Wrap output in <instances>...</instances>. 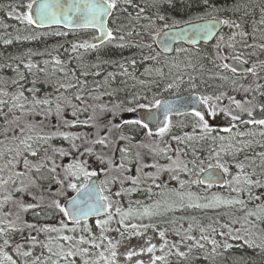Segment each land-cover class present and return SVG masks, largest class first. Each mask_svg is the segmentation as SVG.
<instances>
[{
    "label": "flooded vegetation",
    "instance_id": "1",
    "mask_svg": "<svg viewBox=\"0 0 264 264\" xmlns=\"http://www.w3.org/2000/svg\"><path fill=\"white\" fill-rule=\"evenodd\" d=\"M151 1L159 4L169 0ZM262 16H264V8H251V11H248V17L243 18L239 15L236 18L237 23L228 24L220 32L219 39L212 43H237L240 47L234 48L235 58L247 54L248 48L252 46H261L259 50H256V53L262 54L264 58V22H260L264 20ZM246 19L248 23L244 22ZM235 25H239V27ZM230 26L233 27L231 35L226 32V28ZM99 48L101 47L96 49ZM24 56L23 60L26 65L33 64L36 69L47 68L48 59L44 60L41 56L30 57L26 54ZM235 60L237 62L242 59ZM44 71L31 72L30 83L33 84L37 76L42 79L54 76L58 80L65 76L63 71L57 73ZM155 74L126 71L120 75V82L118 79L100 83L96 82L99 80H94L96 85L102 87L75 88V92L82 94V101L75 100V96L67 98L63 93L65 91L63 88L57 92V89H48L46 86L32 88L29 87L30 83L27 88L26 84V87L21 91L24 94L32 95L27 97L28 99L35 96L36 98L41 97V99L50 98L53 101L52 111L47 119L36 113L28 118H23L25 112L32 109L31 106L27 107L29 102L26 103L23 110L16 108L8 113H2L0 108V153H2L0 155V231L7 234L6 237L0 238L3 242L7 241L6 245L0 247L10 248L16 252L19 248L28 245L39 249L38 256L43 257L42 243H26L24 241L26 237H31L30 233L26 231L27 229L38 230L35 234L44 237L48 233V201L33 199L34 191L40 192L48 189L73 191L70 184L82 187L84 184L96 180L102 194L109 197L108 203L111 204V207L113 208L114 205V208L119 209L126 202L124 192L130 193L135 190L133 195L141 199L151 197L154 188L159 193L165 191L166 186L161 183L163 173L160 167H163L170 157L177 159L184 155V144L191 145L193 138L198 137L201 133L204 134V140L207 141L211 139V135L217 134L220 140L226 139L233 144V153L236 156H243L248 160L260 158L264 163V156L259 155H264V125L253 123V120L264 119V73L249 71L238 74L232 72L230 73L233 75L232 80H224L220 87L212 90L204 85L200 87V94L187 91L183 93L165 91L161 86L174 82L173 79L171 77L162 79L156 77ZM93 75L96 77L102 74ZM108 75L112 76L113 74ZM56 83L62 84L63 80ZM86 83V80H81V85H86ZM50 92L53 94L49 95ZM190 94L210 98L209 103L216 111L215 117L206 116L211 131H204L199 126L198 119L192 114L169 116V131L163 135L158 134L159 127L152 122H149L148 129L125 123L126 120L137 119L144 114L146 110L139 108V104H147L154 98L164 101ZM58 96L61 100L71 99V106L76 105L80 109L77 111V115H72L73 111H76L72 107L66 115L62 111L60 116H57L54 109ZM237 103L241 107H237ZM116 105L119 107H115ZM102 106H106V110L101 111ZM85 107L88 109L86 112L83 111ZM202 108L203 111H208L206 106L202 105ZM129 109L136 110L129 111ZM242 109H250L252 116L250 117L247 111ZM47 111L48 109L44 112ZM36 112H43V108H37ZM233 115L239 116L240 119L232 120ZM90 116L92 119H89ZM160 119L163 121V117ZM35 126L41 128V133L37 132V135H34L32 129ZM21 127L23 133L20 132ZM225 128H229L231 131H224ZM81 132H85L87 137H82ZM67 133L70 134L66 136L67 140H71L70 144L65 139ZM28 136L32 137L28 143L32 145V150L37 152L36 156L25 152L23 146L19 144L21 139H27ZM40 137H45V139H40ZM105 138V146L96 143V141ZM174 141H177L181 147H168ZM242 141L249 143L246 150L243 151L239 144ZM17 146L20 148L21 155L13 161ZM162 157L163 161H161ZM24 159L28 160V167H25ZM9 161H13L15 166L9 164ZM121 164L124 166L120 167ZM149 165L155 167H151V171L147 172ZM53 167L56 169L55 172L51 171ZM81 168L87 172H95L96 175L86 177ZM221 171L227 181L226 186L220 190L232 188L230 184L233 182V174L229 170L227 173ZM175 172L182 174V171L177 168H175ZM17 173H22V175H17ZM68 173H70L69 176ZM146 178L152 179L153 183L158 179V184L152 183V185L143 187L142 184ZM177 178L175 177V179ZM133 180L137 182L133 183ZM177 181L179 182V179ZM253 187L258 188L257 186ZM175 189L177 190V183ZM184 189L185 191L192 190L187 184H184ZM70 196L71 193L61 201L60 205H63V208ZM114 211L117 212V209ZM50 220L52 221V219ZM92 224L90 223V225ZM1 254L6 255V253ZM19 258L20 261H14L12 258L11 261L14 264L19 262L23 264L25 260Z\"/></svg>",
    "mask_w": 264,
    "mask_h": 264
},
{
    "label": "trees",
    "instance_id": "2",
    "mask_svg": "<svg viewBox=\"0 0 264 264\" xmlns=\"http://www.w3.org/2000/svg\"><path fill=\"white\" fill-rule=\"evenodd\" d=\"M249 1L251 0H208V3L205 4L204 0H172L171 3L168 1L152 5L151 0H130V2L129 0H117L118 8L114 10L109 25L110 31L113 32V39L99 49L77 47L73 50L74 44L79 46L89 43L91 39L97 36V33L93 31L67 32L62 29L38 30L33 25H28L26 21L19 19V17L27 14L28 10L23 6L30 0H0V90L9 93L8 96L0 95L1 99L8 101L6 105L0 106L1 111L2 113H8L12 106L11 96L24 89L26 84L28 88L31 81V70L25 67L26 63L23 60L25 54L30 57L41 56L44 60L48 59L46 70L55 73L63 71L65 73L64 78L61 79L63 84H74L76 85L75 88L102 87L96 85L93 81L99 80L96 82L100 83L118 79L120 82V75L126 71L146 72V70H149L150 73H156V77L162 79L171 77L176 83H179L182 79L183 83H179L178 87L175 86L171 89L176 93L187 91L200 94V87L204 85L211 88V90L217 89L221 86L222 79L228 76L223 64H226V61L230 59L231 55L228 49L231 48L229 46H234L235 43H210L196 49L180 48L178 51L179 57H176L175 60L176 66H171L155 47L156 33L161 32V29L164 31L172 28L173 23L179 27L189 23V21H201V16L204 17L203 20L212 19V16H215L217 19L227 20L234 25L239 15L246 18L251 8L264 7L263 1H252L251 3ZM209 12L211 15L207 14ZM159 16H164L166 19L160 20L158 19ZM247 19L244 20L245 23H248ZM165 24L168 25L167 28H165ZM120 37H123V39H120ZM6 41L10 42L6 43ZM252 47L255 50L260 49L256 46ZM243 57L245 59L241 58L242 62L250 68V72L264 73L262 54L249 52ZM57 60L60 61L59 64L56 63ZM173 67L176 68L173 69ZM99 73L102 75L96 77L93 75ZM108 74L113 75L109 76ZM82 79L87 81L86 85H81ZM14 80L17 83H13ZM61 80L54 76H49L46 79L37 76L33 84L30 83L29 85L33 88L46 86L48 89H58L60 84L56 82ZM193 84L195 85L194 88L192 87ZM166 86L167 84L161 86V88L164 90ZM75 88L64 89V95L67 98H73L77 94L82 96L81 93L75 92ZM51 94L53 92L49 93V95ZM25 96L29 98L32 95L27 93ZM39 108H43V112L48 109L47 106H40ZM36 110L37 108L33 109L34 113L37 114ZM38 126L32 129L34 135H37V132L41 133V128ZM74 130L79 131L76 128ZM93 134L95 136L94 131ZM67 135L70 134L67 133ZM80 135L87 137L85 132H81ZM210 138L208 141L204 140V134L201 133L198 137L193 138L191 145L184 144L185 154L178 158H180L182 164L187 165L190 171H182V174L172 171L175 172V177L179 179V190L184 188V184L190 185L192 193L199 198L198 205L200 207L191 210L198 216L202 214L198 217V227L190 236L192 239H188V236L178 244L172 245L170 243L168 254L163 261H159L157 264H264V243L260 247L245 245L240 240L241 238L236 240L237 238L230 235L227 229L228 221L231 218L226 210L231 208L230 205L234 206L235 204L226 202L238 200L239 191L230 194V191L226 188L224 190H208L203 189L198 183H193V181L199 180L205 170L212 168L210 165L221 164L231 174L235 175V166L239 165L240 167L244 162L243 156L235 155L232 157L227 151V147L232 145L231 142L226 141V139L220 140L217 134L211 135ZM239 144L241 150H243L247 143L240 142ZM168 147H181V145L174 141ZM217 169L223 170L222 168ZM249 170L252 176V169ZM240 172V177H249L247 173H244V169L241 171L240 168ZM251 180L260 181L261 184H264V174L255 176ZM152 183V179L146 178L142 185L147 187ZM153 184L155 185V183ZM168 188L172 189V185L170 184ZM262 188L264 193V187ZM249 189H254V187ZM182 190L185 191V189ZM134 191L124 192L128 208L136 205L141 206L148 199L153 208L152 216L171 220L179 214L178 210L173 209L167 212L164 209L162 213L154 212V208L161 201L159 198L161 193L155 191V188L151 197L141 199L133 195ZM171 192L178 194L175 190H168V193ZM57 193L58 191L51 189L33 192V199L40 200L43 197L41 201H48V210L50 211L48 232H51L56 226L65 227L68 225L66 216L54 205ZM217 197L221 200L219 204L215 202ZM210 204L211 206H207ZM60 206L63 207V205ZM183 212L185 213V210ZM234 212V217L231 215L233 220H239L241 217L240 211L234 210ZM185 214H191V212ZM53 217L58 218L55 224L50 220H53ZM260 222L264 225V218ZM200 225L205 226V228L200 230ZM50 226L52 227L49 230ZM85 226L86 224H81L77 227L84 228ZM221 228H224V231ZM26 231L30 233L29 236L31 237H26L24 241L26 243H42V256H46L48 242H44V236L36 235L35 233L38 230L32 228ZM90 236L91 239L87 243L88 251L97 253L101 248L107 247L108 239L104 231L94 227L90 232ZM202 236H207L208 239H202ZM212 240L216 241L215 246L211 243ZM197 242L203 244L204 247L200 248ZM93 245H99V247L95 248ZM225 245H229V247L226 248ZM214 247L215 252H213ZM0 252L6 253L5 256L14 259V261H20L19 256L15 251L13 252V249L0 247ZM177 252H184L185 256L180 257L176 255ZM1 253L0 255H2ZM42 258H39V260H42Z\"/></svg>",
    "mask_w": 264,
    "mask_h": 264
},
{
    "label": "rangeland",
    "instance_id": "3",
    "mask_svg": "<svg viewBox=\"0 0 264 264\" xmlns=\"http://www.w3.org/2000/svg\"><path fill=\"white\" fill-rule=\"evenodd\" d=\"M252 1H263L262 3L264 5V0H251L249 1V3H251ZM151 4L156 5V3ZM262 18H264V16H262ZM260 22H264V20H261ZM236 47L238 46H235V48ZM175 56L179 57V53H177ZM176 57L175 59H171V61H165L167 63L171 62L170 64H173L176 60ZM175 68L176 67H173V69ZM40 69V67L38 69L33 67L31 69V72L36 73L41 72L42 70L47 71L46 69ZM146 73H150L149 70H146ZM226 81H228V78ZM38 99H41V97H39ZM28 101L29 105L27 107L31 106L32 109H29L27 112H25V116L23 118H28V116H32L34 113L33 106L30 103L31 99H28ZM61 107L65 115L72 109L71 104H67L65 102V99L61 100ZM66 142L70 144L71 140L66 139ZM246 143L247 144L243 150H246V148L248 147V142ZM232 145L227 147V151L229 152V154H231L232 157H234V147H231ZM166 149H168V147H166ZM259 155L264 156L262 154ZM163 160L164 158L162 157L161 161ZM173 161H177L178 163L182 162L180 158H177L176 160L170 159L163 167H160V170L163 173V176L161 177V183L165 186H168V184L174 178V174H172V172H166L169 169V165H174L177 168V165L173 164ZM245 161L246 159L244 158V162L242 165L244 173H247L249 176L247 178L251 179L260 174H264V163L261 162L262 160L260 158H256L255 160H247V163ZM258 164L261 165L258 166ZM151 167L154 168L155 166L149 165L147 172L151 171ZM177 169L179 170V168ZM249 169H252V176ZM234 174L235 175L232 176L233 182L230 184V186L232 187L231 189H238L239 195H241L238 200H242L243 203H236L234 206L230 205L231 208L226 210V213L231 218L228 221L227 229L230 232V235L237 238L236 240H239L241 238L240 240L245 245H263L264 233L257 234L261 224L259 222V218H264V202L260 203L262 201L261 198L264 199L263 188L254 184L255 186L259 187V191H254L255 195L250 194L249 188L253 187L254 185L251 187L245 185L243 183L245 177H241V182L239 184H237L234 179L241 174L239 165L235 166ZM69 175L70 173H68V176ZM177 180L178 178H174L171 184L173 188H176L177 183L178 189L180 187V183ZM241 183H243V185ZM155 184H158V179L155 180ZM182 189L184 188L177 190V195L172 194V196H169L168 198L163 197L162 199H164L165 202L159 203V206L157 205L154 208L155 213H162L164 211V208L169 203L172 204L174 202H177L167 207V209L165 210V212L170 211L171 209L179 211V214L174 220V223L171 220H164V218H161V221L159 220V217L152 218L151 216H149L150 214L153 215V211H151L152 207H139L140 205H136L134 207L128 208L127 206H123L121 208L122 211L120 210L119 212H117V214H119V218L110 217L107 219H101L100 221L94 222L92 225H86L84 228L74 227L70 225L65 227L56 226L55 229H59V231H49L44 237V242H48V250L47 255L43 256L42 260H39V249L32 246L27 245L25 247H21L19 248V250H16L15 253L19 257H21L22 260H25L23 264H85L86 261L87 264H93L94 261H98L99 264H113V261L114 264H153L155 257H164L166 255L167 244L171 243L172 245H175L179 242H182L183 239L187 238V236H192L194 231L197 229L196 227H198V217L202 216V214L198 216L191 210L196 208L195 205H198L199 198L197 195H194L193 193L190 194L189 191L186 193ZM72 190L73 191H58L55 202L61 204V201L66 198L69 193L76 192L74 189ZM233 193H235V191H230V194ZM42 198H40V200ZM252 206L254 207L252 208ZM113 209L116 210L117 208H114L113 205ZM146 209L147 213L145 212ZM233 209L236 211H240L242 219L233 220L232 216L234 217L235 215ZM184 210L185 213L191 212V214H185L183 212ZM125 213L130 214L125 215ZM248 213H252L253 215H248ZM146 214L148 216H146ZM47 215H50L49 210L47 211ZM57 219V217L53 218V224L56 223ZM104 221H107V223H104ZM51 227L52 226H50L49 230L51 229ZM94 227L100 229L101 231H104L108 239L107 247L103 246L104 248L98 250L97 253L87 250V243L91 239L90 232ZM204 228L205 226H199L200 230H203ZM221 230L224 231V228H221ZM119 231H121V233H119ZM161 232L164 233L163 237H161L160 235ZM6 236V233L0 231V238ZM62 236L72 237V240L64 241L60 239V237ZM81 238H83L85 243H80ZM0 241V246L6 245V243L3 242L2 239ZM152 245H155L154 250L152 252H148L147 249ZM49 249H51V251H49ZM83 250H87V252ZM70 251L74 254L70 256L66 255V253ZM112 251H115V257H112ZM25 252L29 253V255L25 256L23 254ZM100 253L104 254V259L100 258ZM129 253H132V255L129 256ZM158 261L160 260H155V264H157ZM0 264H13V262L11 261V259H8L5 255L2 254L0 255Z\"/></svg>",
    "mask_w": 264,
    "mask_h": 264
},
{
    "label": "snow or ice",
    "instance_id": "4",
    "mask_svg": "<svg viewBox=\"0 0 264 264\" xmlns=\"http://www.w3.org/2000/svg\"><path fill=\"white\" fill-rule=\"evenodd\" d=\"M130 2V0H129ZM172 0H169V3H171ZM204 3L207 4L208 0H204ZM35 6V8H34ZM28 11L26 15H23L19 17V19L26 21L28 25H36V26H44L45 24H61L65 23L68 25H76L83 28H93L96 31L101 33L100 37H97L96 39H100L103 43V37L106 36L109 40L113 39V32L112 31H106L105 30V24L107 22V18L110 17L113 13V10L118 8L117 0H30L26 5H24ZM208 15H211V13H207ZM158 19L165 20L166 18L164 16H159ZM201 20L204 19L203 16L200 17ZM216 17L212 16V21H216ZM191 23V21H189ZM219 24H228L229 22L227 20H219ZM234 23V22H233ZM236 27H239V25H235ZM168 25L165 24V28H167ZM178 27L177 24L173 23L172 28ZM216 29V23H205L203 25H200L195 29L194 35H200V36H206L211 35ZM161 32L163 29L160 30ZM157 36L160 35V32L156 33ZM169 33H165V40L162 41L165 47H167V40L169 38ZM120 39H123V37H120ZM221 39H223L221 37ZM10 41H6L8 43ZM77 47L82 48H95V44H88L84 43L79 46L73 45V50H75ZM149 47H151L149 45ZM155 58V57H153ZM237 60L240 59L239 56L236 57ZM57 64L60 63L59 60L56 61ZM26 68L31 70L35 65L33 64H27L25 65ZM223 68L228 69V64H223ZM233 73L236 72V68L233 67L231 69ZM162 75V73H161ZM23 78V77H21ZM191 79V78H190ZM13 83H17V81H13ZM179 83H183V80L181 79ZM179 83H176L175 81L172 83H168L165 91H170L174 86L178 87ZM76 85L74 84H60L59 88L57 89V92H59L60 88H63L67 90L68 88H75ZM192 87L194 88L195 85L193 84ZM0 95L2 96H8L9 93L3 90H0ZM180 103L172 102V101H161L160 99H153L149 101L147 104H139V108L145 109L146 111L144 114L141 115L140 118L137 119H131L126 120V124H132L140 126L144 129L149 128V122L155 123L159 127V135H163L166 132L169 131V125H170V117L169 113L173 111H179L180 107L182 105H186L191 109V114L198 119L199 126L204 131H211L208 121L206 120V116H216L215 108L209 103L210 98L204 97V96H195L194 94H190L188 97L179 98ZM12 100V106L9 109V111H12L13 109L19 108L23 110L26 106V103H28V98L25 96L23 91H19L11 96ZM23 100L24 102L21 103L20 101ZM75 100L82 101L83 97L79 94L75 95ZM65 102L67 104H71V101H67L65 99ZM8 101L0 99V106L6 105ZM31 105L33 106V109L39 108L40 106H49L47 112H37L38 115H43L45 119H47V116L51 114V105L53 101L50 98H44V99H38L35 96L32 97L30 101ZM200 105H204L208 108V111L205 112L200 108ZM76 111H73L72 115H77V111H80V109L77 108L76 105H72ZM115 107H119V105H116ZM237 107H241L239 103H237ZM155 109V111H153ZM87 107L83 109V111H87ZM106 110V106L101 107V111ZM136 109H129V111H135ZM243 111H247L248 115L251 117L252 112L250 109H242ZM62 112L61 107V98L57 97L56 107H55V113L57 116H60ZM163 115V121H161L160 117ZM89 119H92L90 116ZM232 120H238L240 119L239 116L233 115L231 117ZM65 123H68L65 121ZM253 123L264 125V119H258L253 120ZM224 131H231L229 128H225ZM20 132L23 133V128L21 127ZM149 135H151V132H149ZM68 137H65L67 139ZM32 137L28 136L27 139H21L19 141V144L23 146V150L25 152H30L32 156H36L37 152L35 150H32V145L28 143L29 140H31ZM40 139H45V137H40ZM121 139H124V137H121ZM96 143H99L101 145H104L106 143V138L96 141ZM11 151V149H10ZM2 155V153H0ZM21 155V151L19 146H17V149L15 151V155L13 156V161L16 160L17 157ZM13 161H9V164H13ZM25 167H28V160L24 159L23 161ZM173 164L177 165V168L179 170L184 172H189L186 164H182V162L178 163L177 161H173ZM124 165L121 164L120 167H123ZM210 167H216V168H222L225 173L228 172V169L225 168L221 164H216L215 166L210 165ZM241 171H243V165H240ZM39 170V169H37ZM55 168L53 167L51 171L55 172ZM171 171L172 169H168ZM81 171L84 172V175L86 177L95 176V172H87L84 171L83 168H81ZM203 171V169H201ZM17 175H22V173H17ZM175 178V177H174ZM216 177L214 175H210L207 183L209 185L216 182ZM236 183L239 184L241 182V177L237 176L234 178ZM137 181L133 180V183H136ZM193 183L202 184L205 183L204 180H196L193 181ZM243 183L245 185H248L249 187L253 186L254 184L259 187H264V184H261L260 181H253L247 177L244 178ZM72 189L76 190L78 193H82V196H79L77 199H75L71 206V211H69L66 208H63L60 206L58 202H54L55 206L62 212L65 216L70 217L76 224H79L81 222V219L87 217L91 213L100 212L104 210L105 208H111V204L108 203L109 197L102 194V190L97 188L95 185L89 186L88 184H84L82 187H78L76 184H70L69 185ZM183 186V185H182ZM232 191H238V189L233 188ZM259 198V197H257ZM103 202V203H102ZM217 204L221 203V200L219 197L216 198L215 201ZM226 203L229 204H236L240 203L242 204V200H231L227 201ZM196 207H200V205H195ZM207 206H211L207 205ZM29 207H32L29 205ZM120 209L117 208V212H119ZM147 213V209L145 210ZM130 213H125V215H128ZM248 215H253L252 213H248ZM104 223H107V221H104ZM135 227V226H133ZM53 231H59V229H52ZM74 230V229H73ZM215 231V229H213ZM161 237L164 236V233H160ZM60 239L64 241H70L72 240V237L69 236H62ZM188 239H192V237H188ZM202 239L207 240V236H202ZM7 243V241H5ZM80 243H85L83 238L80 239ZM198 243V242H197ZM211 243L215 246L216 241L212 240ZM198 246L200 248H203V244H199ZM250 246H252L250 244ZM93 247L98 248L99 245H93ZM225 247H229V245H225ZM256 247H260V245H256ZM155 248V245H152L147 249L148 252H152ZM51 251V249H49ZM87 252V250H83ZM213 252H215V247L213 248ZM25 256L29 255V253L25 252L23 253ZM73 252H68L66 255H73ZM116 253L115 251H112V257H115ZM132 253H129V256H131ZM176 255L180 257H184V252H177ZM100 258L104 259V254L100 253ZM8 259H11L10 257ZM155 260L163 261V256L155 257ZM155 260L153 261V264H155ZM14 264V262H13ZM87 264V261L85 262ZM93 264H99L98 261H94ZM114 264V261H113Z\"/></svg>",
    "mask_w": 264,
    "mask_h": 264
},
{
    "label": "water",
    "instance_id": "5",
    "mask_svg": "<svg viewBox=\"0 0 264 264\" xmlns=\"http://www.w3.org/2000/svg\"><path fill=\"white\" fill-rule=\"evenodd\" d=\"M34 8H35V6H34ZM112 15H113V13H112ZM112 15L107 18V22L105 24V30L106 31H110L109 30V21H110ZM218 21L219 20H216V21L205 20V21L190 23V24L178 27V28L166 30L163 33H161L158 36V38L156 39V43H155L156 47L162 54H164L166 56H171L174 54L176 47L180 46V45H184L188 48H195V47H198L202 44H209L210 42H212L216 38V36L220 33V31L223 28V25L219 24ZM209 22L216 23V29L211 35H206V36L194 35L195 29L197 27H199L200 25H203L205 23H209ZM33 26L39 30L63 29V30L70 31V32L86 31V30L87 31H95L98 33V37L101 36V33L96 31L93 28H83V27L76 26L74 24L68 25L65 23H61V24H45L44 26H36V25H33ZM165 33L170 34L169 38L167 40V47H165L164 44L162 43V41L165 40ZM96 38H94L93 40L90 41V44H95L96 47L105 44L109 40L106 36H104L103 37L104 42L102 43L100 39H96ZM228 65H229L230 69L235 67L236 72H238V73L247 72L246 67L243 65L236 64L233 62H229ZM184 97H188V96H184ZM181 98H183V97H181ZM166 101L177 102L178 104L180 103L179 98L174 99V100H165V102ZM201 107H202V105H200V108ZM188 113H191V109L189 107H187L186 105H182L180 107L179 111H173V112L169 113V115H183V114H188ZM161 116H163V115H161ZM210 175H214L217 178L216 182L211 184V185H209L207 183V180H208ZM200 180L205 181V183L200 184L203 187L214 186L217 188H222L225 185V177L217 169L208 170L207 172H205L201 176ZM92 185H95L97 188H99V186L95 180H93L89 183V186H92ZM82 195H83L82 193H77L72 199H70L66 203L65 208L68 209L69 211H71V206H72L73 201ZM107 213H108V208H105L104 210H102L100 212L91 213L87 217L81 219L80 223L87 222L90 220L101 219V218L105 217L107 215ZM68 222H69V224H72V225L76 224L70 217H68Z\"/></svg>",
    "mask_w": 264,
    "mask_h": 264
}]
</instances>
